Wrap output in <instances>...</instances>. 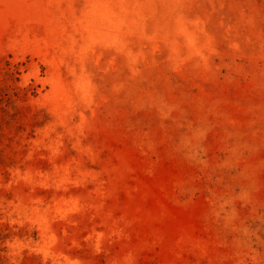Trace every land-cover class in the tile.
Here are the masks:
<instances>
[{"label":"rangeland","instance_id":"rangeland-1","mask_svg":"<svg viewBox=\"0 0 264 264\" xmlns=\"http://www.w3.org/2000/svg\"><path fill=\"white\" fill-rule=\"evenodd\" d=\"M0 264H264V0H0Z\"/></svg>","mask_w":264,"mask_h":264}]
</instances>
